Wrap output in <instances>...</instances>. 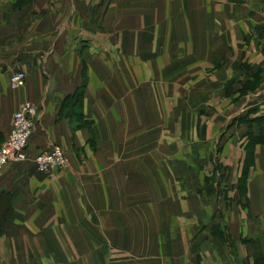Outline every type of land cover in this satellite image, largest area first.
Instances as JSON below:
<instances>
[{
  "label": "crops",
  "instance_id": "1",
  "mask_svg": "<svg viewBox=\"0 0 264 264\" xmlns=\"http://www.w3.org/2000/svg\"><path fill=\"white\" fill-rule=\"evenodd\" d=\"M20 1L0 0V145L20 103L38 118L28 158L0 170V264H264V203L216 214L189 156L219 116L242 174L234 138L258 125L241 117H264V0ZM55 145L67 167L39 171ZM253 152L262 202L264 144ZM164 153L169 194L148 170Z\"/></svg>",
  "mask_w": 264,
  "mask_h": 264
},
{
  "label": "rangeland",
  "instance_id": "2",
  "mask_svg": "<svg viewBox=\"0 0 264 264\" xmlns=\"http://www.w3.org/2000/svg\"><path fill=\"white\" fill-rule=\"evenodd\" d=\"M22 1H20V2H22ZM191 107L192 106H189V105L187 106L188 109ZM194 111L197 113L196 110H193V112ZM214 114L215 113H212V115H214ZM196 115L199 116V114H196ZM207 115H208V113H207ZM207 115L205 117H207ZM210 115H211V111H210L208 116L210 117ZM212 115H211V117H212ZM218 119H219V116H216V120H217L215 122L216 125H213L211 120H208V123H207L209 126V132H211V134H214V135L216 134V136H212V137H208V138L205 136L197 137V139L194 141V144L196 145V148H197V152H196L195 156H192V154H189L191 160H193L195 163L200 164V166L202 167L201 169H203L205 175H208V176L204 175L205 178L203 179L204 182L202 184L200 183V181H197L196 184L192 185V187H195L196 193L201 194V196L205 195L207 198H211V207L216 212V214L219 212L218 207H216L218 204L219 205L221 204L220 207H224L226 209H240V210H243L244 212H252L254 209L255 210L258 209V207L263 208V206H261V203L263 204L264 201H262V202L258 201L257 195L260 193H259V190L256 187V185L252 186V191L255 193H250L249 197L247 194V192H248L247 191L248 190L247 179H248V175H249V171H250L251 166H249L248 170H247L246 186L244 187L243 190H241L240 189L241 188V182H240L241 175H239V176L237 175V174H239V169H238L239 164L237 165V163H239V161H241L240 160L241 157L239 159H237V157L235 155L236 151L230 152L227 155L222 154L223 148L221 151V147H223L225 145V142L227 139H225V137H224V138H222L223 141H222V139H220V142H217V140L219 139L218 138L219 137V130L222 127V126H220V122ZM206 121H207V119H201V120L196 121V123H198V128L199 129L204 128ZM229 122L226 123L227 127H229V125H230ZM185 125H188V123L186 121H185ZM186 130H187V128H186ZM237 138H238V140L240 139V145L241 146L243 145L244 150H245L244 151V158H243V169H244L245 156H246L245 145H246L247 139H246V137L240 138V136H237L234 139H237ZM228 139H231V138L228 137ZM187 140H188V142H187ZM186 142L190 147H191V144H193L191 138H188V137L185 139L182 138L181 143H183V145H184V144H186ZM220 145H221V147H220ZM241 152L242 151H240L239 153L241 154ZM183 155H187V153H185ZM162 157L165 161L162 169L159 167V168H151L148 170L153 175H157V178H158L156 180L157 184L156 185L153 184L154 187L157 188V190H160L162 194H163V192H165L166 194H169L171 192H174L175 185L171 184V182L168 180V177H173L175 170H172V169L169 170V169H167V165H165L167 159H169L171 157V154L164 153V154H162ZM31 160L33 161V157ZM149 160H151V159L149 158ZM225 161L228 164L226 166L222 167V165H223L222 162H225ZM253 162H254V160H253ZM150 164L153 165V163H150ZM219 164L220 165L222 164L221 165L222 169L220 168V166L217 167V165H219ZM165 166H166V168H165ZM216 167L218 168V170L215 171L214 168H216ZM168 171L169 172L172 171V174L169 173ZM44 173H46V172H44ZM161 173H163V175ZM218 173H222V175H218ZM181 184H182V180H181ZM186 190H187V186H185L183 191H186ZM183 191H181V192H183ZM215 218L216 217L212 218L213 219L212 223H216V221H214ZM223 238H229V237L226 234L225 237L223 235Z\"/></svg>",
  "mask_w": 264,
  "mask_h": 264
},
{
  "label": "built area",
  "instance_id": "3",
  "mask_svg": "<svg viewBox=\"0 0 264 264\" xmlns=\"http://www.w3.org/2000/svg\"><path fill=\"white\" fill-rule=\"evenodd\" d=\"M24 71L11 74L9 85L16 88L25 79ZM38 118V109L31 101H24L13 111L11 129L0 145V170L11 162L24 161L28 158L27 146ZM37 169L41 172H52L67 167V158L58 145L40 151L33 156Z\"/></svg>",
  "mask_w": 264,
  "mask_h": 264
},
{
  "label": "trees",
  "instance_id": "4",
  "mask_svg": "<svg viewBox=\"0 0 264 264\" xmlns=\"http://www.w3.org/2000/svg\"><path fill=\"white\" fill-rule=\"evenodd\" d=\"M242 120L240 121H244L245 123H247L249 126L252 124V122L257 123L258 125V130L257 132H253L250 129L245 133V137H246V156H245V163H244V169L242 170V174L240 177V182H241V190L244 189V187L246 186V174H247V170L248 167L252 165L253 160H254V146L256 144H264V117L263 116H257L254 119H247V118H243L241 117ZM251 123V124H250Z\"/></svg>",
  "mask_w": 264,
  "mask_h": 264
}]
</instances>
